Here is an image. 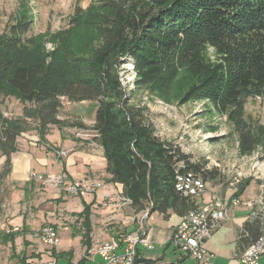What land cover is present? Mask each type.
Wrapping results in <instances>:
<instances>
[{"label":"trees","instance_id":"trees-1","mask_svg":"<svg viewBox=\"0 0 264 264\" xmlns=\"http://www.w3.org/2000/svg\"><path fill=\"white\" fill-rule=\"evenodd\" d=\"M80 20L97 43L81 56L68 48L49 57L30 50L32 23L25 16L0 34V99L13 95L24 104L9 123L0 109V182L8 178L20 134L35 131L43 142L50 127L84 129L58 119L61 100L91 102L90 130L103 151L108 183L121 187L135 214L184 217L197 205L175 191L176 176L192 172L206 183L217 174L160 139L148 109L130 104L145 87L165 97L181 72L191 80L181 103H208L231 126L239 156L259 149L264 161V125L248 121L244 109L248 99L264 100V0H91L85 10L75 7L70 22ZM124 62L134 74L131 90L122 81ZM260 230V217L244 224L241 251L262 236ZM15 234L2 237L11 252Z\"/></svg>","mask_w":264,"mask_h":264},{"label":"rangeland","instance_id":"rangeland-1","mask_svg":"<svg viewBox=\"0 0 264 264\" xmlns=\"http://www.w3.org/2000/svg\"><path fill=\"white\" fill-rule=\"evenodd\" d=\"M90 4L91 0H0V34H6L11 25L20 17L25 16L32 23L29 33L26 34V39L31 44L30 50L48 57L60 48H68L79 56L86 55L97 44L96 36L89 27L81 23V20L74 24L70 21L73 19L76 6L85 10ZM121 69L123 84H127L128 90H131L134 79L132 67L128 62H124ZM190 81L188 76L181 72L165 97H160L145 87L135 91L130 104L148 109L147 116L154 126L155 134L160 139L179 146L184 154L190 156L191 162L202 165L204 171L211 172V174L216 172L217 177L205 183L209 193L215 191L218 194L213 199H223L229 194L230 196L236 195L239 193V188L242 191L248 183L251 185L253 196H255L254 204L257 201L264 203V161L261 159L260 150L257 149L250 156H239L237 137L231 126L226 123L225 117L213 112L210 105L205 102L181 103V97ZM0 100L1 112L8 123L21 116L24 104L18 98L12 95ZM61 101L63 103L61 117L82 118L86 123L92 118L94 103L75 104L69 103L65 99ZM245 105V118L255 124L264 125V100L251 98ZM81 125L84 129L74 132L72 136L68 131L70 128L54 127L60 133L59 138L55 130L49 137L50 142L43 141L47 146L46 150L54 144L60 146L57 145V141L64 139L63 133L67 134L68 138L75 139H77L76 134L82 132L91 136L89 126L82 123ZM47 135H49V130ZM91 140L89 139L85 143ZM66 147L67 145H64L63 149ZM3 162L4 159L0 158V168ZM97 165L102 166L103 164L97 163ZM2 182H0V264H26L28 259L32 258L28 255L35 256V251H38V248L34 246L36 244L34 238L38 229L47 224L39 223L42 219L41 212H44L45 217H50L49 213L56 211L57 215L63 213L59 209L54 211L48 201H36L34 195L45 191L37 184L34 189H29V193L34 192L35 194L22 198ZM259 185L263 187H258ZM47 191L52 190L48 189ZM234 197L231 196L229 199ZM206 198L207 196H205ZM213 199L211 200L213 201ZM64 208L67 211L80 210L82 204L76 198L68 201ZM253 209H256V205ZM87 211L90 212V207L87 208ZM146 226L155 232L159 240H166L170 235L169 223L158 214L151 215L147 219ZM13 228H17L18 232L14 237V252H11L10 244L3 243L2 237L5 230L11 231ZM119 233H121V229ZM70 241L74 255L77 257L80 252L78 239L74 238ZM43 247L46 249L45 246Z\"/></svg>","mask_w":264,"mask_h":264},{"label":"crops","instance_id":"crops-1","mask_svg":"<svg viewBox=\"0 0 264 264\" xmlns=\"http://www.w3.org/2000/svg\"><path fill=\"white\" fill-rule=\"evenodd\" d=\"M62 109L63 107L60 112ZM60 112L58 116L59 120L86 124L90 128L94 123V114L96 111L94 107L92 118L89 119L88 123H86L84 119L82 120V118L71 119L68 117H61ZM55 130L59 138V131L54 127H50L49 135L45 137L47 142H50L49 137L52 136ZM68 131H70L72 136L74 132H79L80 128H70ZM63 135L64 139L57 141V145L60 146H55L54 144L46 150L47 146L44 142L39 140L35 131L20 134V137L16 139V151L10 158V173L8 178L2 183H5L7 187L9 186L12 188L13 192H16L18 196L26 198L29 197V195L35 194L34 192L29 193V189H34L35 186V184L28 180L29 173L49 172L53 174H63L69 180L99 179L104 184L103 189L101 190L102 193L111 196L121 194V187L119 185L108 183L110 177L105 173L106 163L101 148L96 145L93 140L85 143V141L81 142L73 137L68 138L65 133H63ZM64 145H67L65 149H63ZM57 152H66V155L63 157H56ZM97 163H102L103 165L98 166ZM258 187L263 186L259 185ZM43 190L45 191L38 195H34L36 201H48V204L54 208V211L59 209L62 210L61 213L63 214L57 215L56 211L49 213L50 217H45L44 212H41L42 219L39 223H47L43 226L50 224L62 226L64 229L59 232L60 244L52 249H48L47 247L45 249L43 245L38 242L36 238L37 236L35 235L36 239L33 237L36 242L34 246L38 248V251H35V256L32 254L28 255L32 258H29L26 264H46L48 261H54L56 264H78L79 261H84L83 264H101L102 261L98 257H95L94 259L85 258L86 250L89 247L104 242H110L118 244V252H121L122 237L125 234L136 230L137 226L132 221V218H135L138 214H135L130 207L124 208L114 214L112 211L100 207V199L87 196L82 199L76 197L81 201V211L76 209L67 211L64 206L68 201L76 199L75 197L62 195L54 190ZM217 195L218 194L215 193V191L214 193L213 191L209 193L206 190L201 200L197 201L196 204L206 203L214 197H217ZM205 196H207L206 199ZM231 196L230 194L226 195V198H223V200L226 201ZM237 197L239 198V201L241 200L245 201L247 204H254L255 196H253L251 185H248ZM86 198L87 200H85ZM247 204L228 208V220L223 222L205 243L204 247L208 258L206 263H198L193 258L181 254L169 245V239L181 218V216L169 214L166 219L162 218L160 215L161 218L170 225L169 237L166 240H159V237L155 232L152 231L150 227H147L146 232L153 244V249L150 251L141 248L138 249L135 264H238L237 257L240 256V253L242 252L238 246L239 234L245 223L251 222L253 219L260 217L253 216L258 208L256 207V209H253L251 205ZM85 206L90 207V212L87 218L82 216ZM60 216L64 218L62 223L57 220ZM260 221V231L261 234L264 235V217L263 219L260 217ZM120 229L121 233H119ZM13 230L18 232L17 228H13ZM5 234L9 233L5 232ZM74 238L78 239L80 245V252L77 254V257L74 255L75 253L70 241ZM259 264H264V257L259 260Z\"/></svg>","mask_w":264,"mask_h":264},{"label":"built area","instance_id":"built-area-1","mask_svg":"<svg viewBox=\"0 0 264 264\" xmlns=\"http://www.w3.org/2000/svg\"><path fill=\"white\" fill-rule=\"evenodd\" d=\"M87 136L86 133L76 134V138L82 141L93 140L94 133ZM66 152H57L56 157H63ZM28 180L37 184L43 189H51L59 194L85 198L92 196L100 199V207L117 213L124 208L131 206V201L121 194L111 196L101 192L103 182L99 179H78L69 180L63 174H53L49 172L35 173L30 172ZM175 191L181 196L185 193H195L199 195V191H203V186L198 181L192 179V172L178 174L175 179ZM247 204L245 201L228 199L224 201L219 199V204H212V201L206 202V209H198L194 214H186L180 218L179 223L173 230V234L169 239V245L181 254L193 258L198 263H206L207 252L205 243L212 233L216 231L223 222L228 220L227 210L232 205ZM251 207L258 208L253 216H264V203L257 201L255 204H247ZM258 205V206H257ZM63 222L62 216L57 219ZM132 221L136 224V230L125 234L122 239V250L118 252L119 245L110 242H104L93 245L86 250L85 258L101 259V264H135L138 249L150 251L153 244L148 237L147 231V215L145 211L138 213ZM62 226L45 225L41 227L36 234V238L40 244L52 249L60 244L59 232L63 230ZM6 233L15 231L5 230ZM264 257V235L260 236L255 242L249 244L237 257L238 264H259V260ZM46 264H56L54 261H48Z\"/></svg>","mask_w":264,"mask_h":264},{"label":"bare ground","instance_id":"bare-ground-1","mask_svg":"<svg viewBox=\"0 0 264 264\" xmlns=\"http://www.w3.org/2000/svg\"><path fill=\"white\" fill-rule=\"evenodd\" d=\"M192 179L195 180V181H198V184L203 186V191H199V195H197L195 193H185V195L197 202V201L201 200L202 196L205 194L206 185H205V182L202 180V178L200 176H198V175H195L194 173H192ZM231 199L239 200L238 197H234V198H231ZM208 202H210V201H208ZM212 204H219V199L218 198L213 199ZM196 205H197L196 208L191 210V211H189L187 214H194V211H196L197 208L198 209H206V203H203V204L199 203V204H196ZM240 205H242V204H240ZM236 206H239V205H232V207H236ZM145 215H147L146 212H145Z\"/></svg>","mask_w":264,"mask_h":264}]
</instances>
